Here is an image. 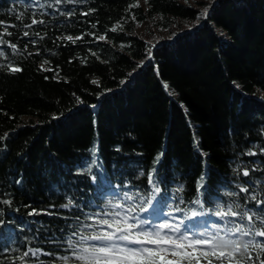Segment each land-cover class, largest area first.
<instances>
[{
  "label": "trees",
  "instance_id": "16d2710c",
  "mask_svg": "<svg viewBox=\"0 0 264 264\" xmlns=\"http://www.w3.org/2000/svg\"><path fill=\"white\" fill-rule=\"evenodd\" d=\"M121 214L264 264V0H0V264H109Z\"/></svg>",
  "mask_w": 264,
  "mask_h": 264
},
{
  "label": "rangeland",
  "instance_id": "374dc122",
  "mask_svg": "<svg viewBox=\"0 0 264 264\" xmlns=\"http://www.w3.org/2000/svg\"><path fill=\"white\" fill-rule=\"evenodd\" d=\"M144 27L143 24L139 26L136 33L146 39L148 35ZM178 33L180 30L176 28L155 31L154 41H168ZM117 224L119 226L107 236L90 241L98 247L91 256L105 259L109 264H132L140 257L156 253L162 262L169 264L182 257L201 256L206 252L226 253L232 250L237 238L236 235L213 228L201 234L198 231L200 227L186 229L184 223L173 224L171 221L150 224L124 214H121Z\"/></svg>",
  "mask_w": 264,
  "mask_h": 264
}]
</instances>
